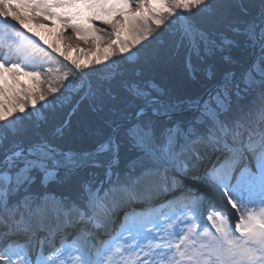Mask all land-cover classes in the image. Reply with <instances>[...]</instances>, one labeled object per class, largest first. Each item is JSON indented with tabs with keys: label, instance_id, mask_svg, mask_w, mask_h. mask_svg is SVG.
<instances>
[{
	"label": "snow or ice",
	"instance_id": "1",
	"mask_svg": "<svg viewBox=\"0 0 264 264\" xmlns=\"http://www.w3.org/2000/svg\"><path fill=\"white\" fill-rule=\"evenodd\" d=\"M0 264H264V0H0Z\"/></svg>",
	"mask_w": 264,
	"mask_h": 264
},
{
	"label": "rangeland",
	"instance_id": "2",
	"mask_svg": "<svg viewBox=\"0 0 264 264\" xmlns=\"http://www.w3.org/2000/svg\"><path fill=\"white\" fill-rule=\"evenodd\" d=\"M53 23L57 25V28L53 31H57L62 26L59 21H54ZM30 26L33 28L34 32L40 31L43 35L51 39V36L46 29L38 28L34 22L31 23ZM28 35L33 39H38L33 33H29ZM73 55H75V53H73ZM151 75L162 88L169 90L172 94L177 96L188 94L198 88V81L202 77L201 73L197 76L196 80H193L192 76L188 73L183 61L181 60H175L159 65L153 70ZM20 79L27 81V78L23 75L20 76ZM64 118L69 119L71 123L70 130L67 133L68 137L70 138V146L74 148H86L88 146V125L92 122L93 118H86L82 113H78V115L73 114L70 117L65 116ZM79 130L80 133L78 135L76 132Z\"/></svg>",
	"mask_w": 264,
	"mask_h": 264
},
{
	"label": "trees",
	"instance_id": "3",
	"mask_svg": "<svg viewBox=\"0 0 264 264\" xmlns=\"http://www.w3.org/2000/svg\"><path fill=\"white\" fill-rule=\"evenodd\" d=\"M76 115H78V113H76ZM65 119H67V118H65ZM83 132H84V130H83ZM78 135H79V133H80V130L79 131H77L76 132ZM71 144H69V146H70ZM70 147H72V146H70Z\"/></svg>",
	"mask_w": 264,
	"mask_h": 264
}]
</instances>
